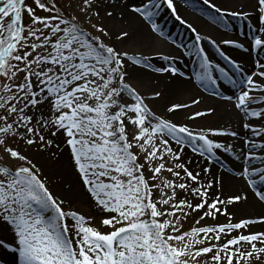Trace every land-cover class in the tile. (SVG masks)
<instances>
[{"label":"snow or ice","instance_id":"obj_1","mask_svg":"<svg viewBox=\"0 0 264 264\" xmlns=\"http://www.w3.org/2000/svg\"><path fill=\"white\" fill-rule=\"evenodd\" d=\"M184 2L225 31L202 34L176 0H0V249L15 264H264V0ZM165 12L195 34L183 53L149 50ZM177 55L197 58L194 80ZM161 79L209 96L161 110ZM216 103L237 127L201 123Z\"/></svg>","mask_w":264,"mask_h":264},{"label":"bare ground","instance_id":"obj_2","mask_svg":"<svg viewBox=\"0 0 264 264\" xmlns=\"http://www.w3.org/2000/svg\"><path fill=\"white\" fill-rule=\"evenodd\" d=\"M176 6L178 8L179 14L184 19H186L187 21L192 23L198 29V31H200L202 34L218 36L219 33H222L225 31V29L214 24L211 20H203L199 17L194 16L189 11L188 6H186V4L182 3L180 0H176ZM166 14H167V12L161 14V17L158 18V23L160 24L162 30L165 33L168 32V34H167L168 38L170 40H172L174 44L169 45V46L163 45L155 39V40H153L152 46L149 50H151V51L160 50L163 52H173V53H177V54L183 53L184 51H186L182 48V44L184 43V39H183L184 36H182L180 34V28H179L178 24H173V25L167 26L166 24H164V22H162L163 17ZM235 23L236 24H234V25L229 24L231 27V30L228 31V33H227L228 37L235 38L237 36H241V38H243L242 34L246 31L245 27L243 26L245 22H241V21L236 20ZM179 36H180V38H179ZM177 44H178L179 49L176 47ZM233 54H235V53H233ZM173 63L176 64V66L178 67V69L182 73H184V72L190 73V75L188 76L187 79L182 78L184 81H188L189 79L194 80L195 73H196V71H198V64L195 62H192V60L189 58V56L177 55V59ZM157 81H159V80H152L151 83L157 82ZM164 84L165 85H164V90H163V94H164L163 99H161L158 102V107L161 110H163L164 105L168 104L171 101H188V102H190L189 97L191 95L195 94L196 91L198 90L197 88H193L191 84H187V83L179 84V85L174 86V87H169L168 81L166 80L164 82ZM228 94H230V93H227L224 95H228ZM208 103H215V102L205 100V104H208ZM216 106L218 108V114H217L216 118H214L212 120H208V121H201V123L213 124V125L220 124V123H230V125L232 127H237V123H236L237 118L228 110L227 105L225 103H216ZM202 107H203V105H202ZM189 154H191V153L189 152ZM224 163L226 164L227 161H225ZM65 177H66V180L70 179L68 172L64 173V178ZM240 187H241V185L239 183H236L234 185L232 191L239 190ZM85 210L87 211L86 208H85ZM250 212H251L250 208L246 207V208L242 209V213H244V214H248ZM0 238H4V239L8 240L10 237L6 233H0ZM0 250H2V249H0ZM7 253L9 255V260H10L11 264H15L13 255L10 254L9 252H7Z\"/></svg>","mask_w":264,"mask_h":264},{"label":"rangeland","instance_id":"obj_3","mask_svg":"<svg viewBox=\"0 0 264 264\" xmlns=\"http://www.w3.org/2000/svg\"><path fill=\"white\" fill-rule=\"evenodd\" d=\"M180 1L185 4L184 0H180ZM29 2H31V0H29ZM193 2L194 3H199V0H193ZM188 9H189V11L194 16L199 17V18H201L203 20H210V19H208L207 16H203L200 12L195 11L193 8L188 7ZM226 19L228 20V22H229L230 25L236 24L235 23L236 20H232L231 18H226ZM162 22H164V24H166L167 26L168 25H173V24H178V26L180 28V34L182 36H184L183 37L184 43L182 44V48L184 50L187 49V46L189 44H191V43L194 42L193 41V37H194L195 34L192 33L190 29H187L186 27L179 25V23L177 21H175L174 18H171L168 14L164 15ZM167 34H168V32L166 33V37H167L166 39H156V40L159 43L163 44V45H167V46L173 45L174 44L173 41L168 38V35ZM179 38H180V36H179ZM176 47L179 49L178 44H177ZM211 52L213 54H215V50L214 49H211ZM189 58L192 60V62H195V63L198 64V60H197L196 57L189 56ZM217 59H219V57H217ZM183 74H184L182 76L183 79L188 78V76L190 75V73H188V72H184ZM165 81L166 80H163L162 79V80H159L157 82H152L151 84H152V86L158 87L163 92L164 85H165L164 82ZM197 89L203 94L204 97H208L209 96V92L208 91H205L202 86H198ZM221 91L223 92V94H225V93H231L232 92V89H231V86L230 85H226L225 84L224 85V88L221 89ZM206 100L207 101H213L211 99H206ZM186 151H189L190 152V149H186ZM47 169H48L49 175L52 176L53 179H55L57 181L56 189L55 190L56 191H62L63 190V187H64L63 181L66 180V177L64 178V173H66L67 171L65 169H63L62 167H60V166H52L51 164L47 165ZM190 223H191V221H189L188 223H186L184 225V227L187 228ZM0 264H11V262L9 260V255H8L7 251H5L3 249L0 250Z\"/></svg>","mask_w":264,"mask_h":264}]
</instances>
